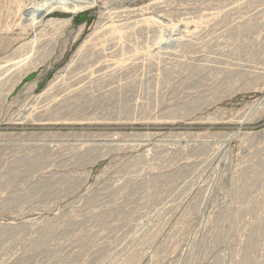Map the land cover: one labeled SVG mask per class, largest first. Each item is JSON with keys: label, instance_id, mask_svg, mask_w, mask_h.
I'll return each instance as SVG.
<instances>
[{"label": "rangeland", "instance_id": "rangeland-1", "mask_svg": "<svg viewBox=\"0 0 264 264\" xmlns=\"http://www.w3.org/2000/svg\"><path fill=\"white\" fill-rule=\"evenodd\" d=\"M0 264H264V0H0Z\"/></svg>", "mask_w": 264, "mask_h": 264}, {"label": "bare ground", "instance_id": "bare-ground-1", "mask_svg": "<svg viewBox=\"0 0 264 264\" xmlns=\"http://www.w3.org/2000/svg\"><path fill=\"white\" fill-rule=\"evenodd\" d=\"M88 4H90V2L82 1V2H79L78 4H75V5H72V6H68L67 8H69V10H71L72 12H76V11L81 10L82 8L87 7ZM63 7H64V5H63Z\"/></svg>", "mask_w": 264, "mask_h": 264}]
</instances>
